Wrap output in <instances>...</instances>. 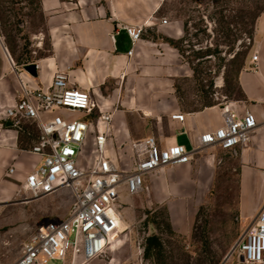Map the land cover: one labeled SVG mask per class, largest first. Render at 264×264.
<instances>
[{"label":"crops","instance_id":"1","mask_svg":"<svg viewBox=\"0 0 264 264\" xmlns=\"http://www.w3.org/2000/svg\"><path fill=\"white\" fill-rule=\"evenodd\" d=\"M162 3L163 0H40L41 12L48 21L51 50L48 56L32 63L37 66L33 78L23 71L26 65L11 61L0 44V117L4 119L5 111L15 106L21 84L45 90L53 74L62 71L68 75L69 87L89 92L95 104L91 115L71 116L89 126L83 151L88 149L95 157L94 137L104 134L106 157L127 173L133 166V145L146 138H154L161 149L175 145L186 150L197 148L201 135L223 126L222 107L187 111L180 105L175 83L187 77L186 67L163 38L179 39L182 28L168 21L161 24L165 20L158 18ZM122 27H141L144 33L132 46L124 33H116ZM253 40L257 62L251 63L250 57L249 67L237 78L243 100L226 105L238 113L250 112L259 125L247 145L224 151L235 158L239 170L243 222L264 204V11L256 19ZM130 51L132 55L128 56ZM100 114L109 115L108 125L99 120ZM175 115H183V122L173 120ZM40 120L43 121L41 116ZM22 122L34 125L36 139L19 149L17 135ZM6 129L9 131L0 134L1 191H9L10 185L22 186L42 160L30 152L40 140L35 121L22 119L17 127ZM213 149L218 148L202 152L186 165L144 178L141 194L145 204L166 206L171 226L182 235L190 233L197 209L210 193L218 162ZM92 164L88 167L81 163L78 167L87 170ZM11 167L14 172L8 175Z\"/></svg>","mask_w":264,"mask_h":264},{"label":"rangeland","instance_id":"2","mask_svg":"<svg viewBox=\"0 0 264 264\" xmlns=\"http://www.w3.org/2000/svg\"><path fill=\"white\" fill-rule=\"evenodd\" d=\"M263 11L264 0H163L158 18L182 28L179 39L163 40L178 52L186 67L187 77L175 83L184 110L223 107L243 100L237 78L249 67L255 22ZM0 44L17 64L49 55L51 38L40 0H0ZM52 116L42 114L41 119ZM6 122L0 117V134L9 131ZM21 128L19 149L36 139L31 122H22ZM212 152L218 159L215 178L188 235L173 229L166 206L146 205L143 194L130 196L122 186L116 204L121 234L112 240V250L88 264H240L234 248L250 219L243 222L240 218L239 170L227 152ZM92 160L93 154L82 150L78 164L89 167ZM72 201L66 189L38 200H29L21 185L0 190V264H12L38 226L65 219ZM152 236L160 239L163 252L156 259L145 260L144 241ZM64 264H70V257Z\"/></svg>","mask_w":264,"mask_h":264},{"label":"built area","instance_id":"3","mask_svg":"<svg viewBox=\"0 0 264 264\" xmlns=\"http://www.w3.org/2000/svg\"><path fill=\"white\" fill-rule=\"evenodd\" d=\"M162 25L167 21L162 20ZM134 46L142 37L141 27H122ZM132 51L128 52V56ZM257 62V53L251 56ZM95 104L84 90L69 87L65 72L53 74L45 90H33L20 85L18 101L5 111V121L14 127L22 119L37 123L40 132L38 144L31 153L42 158L40 165L24 179L22 189L29 200H38L68 190L73 198L65 219L38 226L23 244L20 256L12 264H88L112 250L111 242L121 234L117 213L118 190L124 186L130 196L144 190V178L163 169L190 163L194 157L212 148L231 151L250 142L258 128L255 117L248 111L236 112L224 105L221 109L223 126L212 133L200 136L197 148L186 150L182 146L161 149L152 137L133 145V166L130 172L121 171L105 155L106 136L94 137L95 160L90 168L81 170L78 157L89 132L87 123L70 119L76 113L91 115ZM53 113L45 121L42 114ZM183 122V115L172 116ZM105 125L110 122L107 114H100ZM264 126V124H263ZM14 169L7 170L12 175ZM264 191V174L262 176ZM240 264H264V204L252 218L240 240L235 245ZM80 260V263L78 262Z\"/></svg>","mask_w":264,"mask_h":264},{"label":"trees","instance_id":"4","mask_svg":"<svg viewBox=\"0 0 264 264\" xmlns=\"http://www.w3.org/2000/svg\"><path fill=\"white\" fill-rule=\"evenodd\" d=\"M32 63L33 62L31 63L25 62L23 64L29 65ZM162 252H163V246L158 237L152 236V237H148L145 239L144 246H143V258L145 260L154 259V258L156 259L157 257L161 255Z\"/></svg>","mask_w":264,"mask_h":264},{"label":"water","instance_id":"5","mask_svg":"<svg viewBox=\"0 0 264 264\" xmlns=\"http://www.w3.org/2000/svg\"><path fill=\"white\" fill-rule=\"evenodd\" d=\"M36 68H37V66H36L35 64H31V65H26V66H24L22 69H23V71H25L27 74H29L31 77L35 78V77H36ZM5 127H6V128H11V127H12V124L9 123V122H7V123H5ZM234 249H235V248H234ZM230 256H231V254H229V255L225 258L224 262H225ZM240 262H242V258H240Z\"/></svg>","mask_w":264,"mask_h":264},{"label":"bare ground","instance_id":"6","mask_svg":"<svg viewBox=\"0 0 264 264\" xmlns=\"http://www.w3.org/2000/svg\"><path fill=\"white\" fill-rule=\"evenodd\" d=\"M120 226H121V220H119V229H120ZM113 243V242H111ZM118 244H114L113 246H117Z\"/></svg>","mask_w":264,"mask_h":264}]
</instances>
